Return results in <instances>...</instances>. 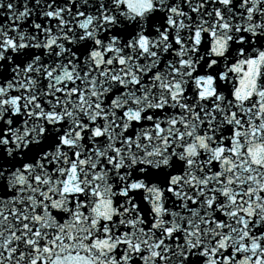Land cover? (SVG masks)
<instances>
[{"label":"snow or ice","instance_id":"snow-or-ice-1","mask_svg":"<svg viewBox=\"0 0 264 264\" xmlns=\"http://www.w3.org/2000/svg\"><path fill=\"white\" fill-rule=\"evenodd\" d=\"M0 264H264V0H0Z\"/></svg>","mask_w":264,"mask_h":264}]
</instances>
